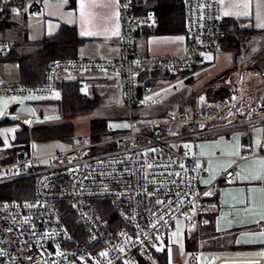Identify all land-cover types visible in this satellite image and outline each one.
<instances>
[{"label": "built area", "instance_id": "built-area-1", "mask_svg": "<svg viewBox=\"0 0 264 264\" xmlns=\"http://www.w3.org/2000/svg\"><path fill=\"white\" fill-rule=\"evenodd\" d=\"M42 1L46 0H0V12L29 5V11L36 13ZM184 2L187 41L182 56L137 54L135 31L155 23L156 18L135 14L132 0H118V59L53 60L43 82L35 84L5 83L0 77V96H49L63 74H118L122 105L129 115L127 128L119 136L48 157H36L32 149L20 148L11 161L0 164V185L32 180L31 198L0 200V264H150L176 218L185 219V234L190 239L200 222L218 212L219 189L233 182L235 164L251 153L242 152L235 164L203 184L204 160L172 143L188 137L196 141L216 130L264 117V109L247 98V89L232 92L230 101H209L201 92L193 114L164 110L156 119L132 120L133 109L159 106L151 85L155 77L193 71L203 65L205 53L221 48L218 0ZM9 49L7 42L0 41V55ZM263 55L241 59L233 84H245V74H253L246 68ZM9 116V112L2 113L0 123ZM17 119L31 126L29 116L17 114ZM109 144L108 151L94 152ZM258 151L264 155V139ZM98 201L106 205L97 207ZM71 224L79 230L77 242ZM187 261L198 264L197 254L190 252Z\"/></svg>", "mask_w": 264, "mask_h": 264}, {"label": "crops", "instance_id": "crops-1", "mask_svg": "<svg viewBox=\"0 0 264 264\" xmlns=\"http://www.w3.org/2000/svg\"><path fill=\"white\" fill-rule=\"evenodd\" d=\"M159 1H164L167 6L162 7L161 11L156 10L158 14L155 11L138 14H152L156 22L135 31L134 50L140 56H182L187 41L185 2ZM245 2L246 0H218V18L223 33L221 48L212 52L217 53V56L204 59L203 65L195 70L214 68L212 79L218 77L223 82L232 80L238 62L246 58L242 51L246 47L264 46V0H250L247 9L242 6ZM79 4L80 0H46L39 3L36 13L29 11V5L10 9V28L14 31L18 27L16 25H19L17 33L20 32L21 36L24 35L31 42L55 36L63 26L73 28L80 40L77 58L118 59V0H84L83 14ZM8 44L11 45V42ZM29 50L30 47L27 48ZM263 51L264 48L259 54ZM9 70L14 72L9 73ZM0 71L10 74L6 76L0 73L3 82L19 83L15 64L10 69L7 64L0 63ZM164 80L160 75L155 77L152 87L161 86ZM69 81L78 82L79 88L85 84L92 91L95 86L101 88L105 85L120 89L118 74L92 71L63 74L58 83ZM55 92L59 95L58 89ZM158 98V107L145 109V115L152 119L159 118L167 110L165 106L170 95ZM146 121L148 120L143 122ZM109 125L113 129L127 128L124 119L123 122H112ZM262 139L264 117L219 129L206 137L193 140L190 153L202 158L206 165V175L201 179L203 184L209 183L235 164V158L242 152L251 153L249 157L235 164L233 182L219 189L216 197L218 212L200 222L187 240L188 253L195 252L199 256L200 264H264V181L254 179L262 167L259 162L264 160V155L258 151V144ZM167 233L168 231L162 238L166 239ZM162 238L156 250L158 252L163 249L166 251Z\"/></svg>", "mask_w": 264, "mask_h": 264}, {"label": "rangeland", "instance_id": "rangeland-1", "mask_svg": "<svg viewBox=\"0 0 264 264\" xmlns=\"http://www.w3.org/2000/svg\"><path fill=\"white\" fill-rule=\"evenodd\" d=\"M132 7L135 13V0H133ZM16 27L14 31L12 28L7 29L10 40L13 39L14 32L16 35L19 25H16ZM262 48L264 46L246 47L242 51V54L246 58L258 57L264 54V51L259 54ZM214 55L217 56L218 54L207 52L204 54V59H211ZM215 63L217 65V62ZM7 65L10 69L13 67V64ZM253 66L254 68L257 67V61ZM246 69L251 70L253 73V76L249 75L251 82L249 81L239 86L233 84L234 80H236L237 72L232 80L223 82L218 77L212 79L211 74H213V71L211 69H194L189 74L192 76L189 84H186L184 77L178 74L173 78H166L161 83V86L154 88V93L158 97H163L167 94L170 95V100L166 102L165 109L170 111L183 110L189 114L194 109L196 111L199 93L204 92L206 94L207 89L214 90L223 88L227 92L228 97L225 96L222 99H228L230 101L232 92L237 91L238 88H244L247 89V93L250 91L247 96L249 101L263 110L264 92L258 91L253 93V90L257 89L255 87L257 78L251 68V64ZM12 72L14 70H9V73ZM0 73L7 74L6 71H0ZM7 75L10 76V74ZM249 86L251 87L249 88ZM79 89V92L86 99L83 101L79 100V103L72 102L70 104L61 103V96L55 91L49 96H0V115L8 112L13 104H18L15 112L10 114L7 120L0 123V164L9 162L8 157L16 142L22 148L32 149L36 157H48L71 147L108 140L125 132L126 129H113L109 125L112 122H123V119L126 123L129 121L128 111L124 108L120 100L119 87H107L105 85L100 88L99 86H95L94 91H92V88L89 89L88 86L86 88L84 84ZM206 97L209 101H213L208 98L207 94ZM192 100L195 101V106H192ZM180 101H183L182 105ZM145 113L146 110L133 109V122L137 123L152 119L151 116H146ZM17 114L32 118L31 126L28 127L26 121L18 120ZM95 122L98 124L94 125ZM55 129L57 132L51 136V132ZM17 130H25L23 132V141L16 140L15 134ZM192 143L193 139L188 137L179 141L177 140L172 145L181 146L190 152L192 150ZM111 148L112 145L109 144L95 149L94 152L102 153ZM46 162L48 161H42V163ZM9 192L10 189L7 185H0V200H4ZM185 232V219L178 217L168 229L166 239L162 238V245L166 248L168 264H189L187 261L189 253ZM197 257L198 264H200L199 256L197 255Z\"/></svg>", "mask_w": 264, "mask_h": 264}, {"label": "trees", "instance_id": "trees-1", "mask_svg": "<svg viewBox=\"0 0 264 264\" xmlns=\"http://www.w3.org/2000/svg\"><path fill=\"white\" fill-rule=\"evenodd\" d=\"M133 4V0H132ZM167 5L164 1L160 2L159 0H135V13H146L150 11H155V14H158L159 9L161 11L162 7H166ZM10 9H5L0 12V38L1 41L11 42L10 49L7 53L0 55V63L1 64H15L18 68V76L19 83L24 84H35L43 82L44 72L47 68V65L50 61L57 59H75L77 58V49L80 43L76 32L73 28L61 27L59 32L47 39H43L38 42L28 41L25 36H21L20 32L14 33V37L12 40L8 38V31L10 27H12L11 23L8 21V11ZM30 47V50L27 51V48ZM235 49V47H234ZM192 71L182 72L181 75L186 77L185 82L190 83L192 80L191 75H189ZM164 79L173 78L162 76ZM151 85H154V82H151ZM59 90V94L61 96V103H79V100H84L86 97L82 93L79 92V84L78 82H59L57 84V88ZM207 96L210 100L216 101L221 100L225 96L228 97L227 92L223 88L218 89H208ZM181 105L183 101H180ZM192 106H195V101L192 100ZM194 109V108H193ZM183 111V110H179ZM195 111L192 110L193 114ZM185 112V111H183ZM98 123L95 122L94 125ZM39 130V129H38ZM41 130V129H40ZM23 132L25 130H17L15 134V138L18 141H23ZM57 130H53L51 132V136L54 135ZM97 141V140H96ZM22 148L19 146V143H15L11 149V154L8 157V160L11 161L14 153ZM31 179L25 180H17L12 183L9 187L10 192L5 199H28L32 197L30 183ZM97 207H101L102 205H106L105 202H95ZM100 213L103 214L102 209L100 208ZM112 221H116L114 216L112 217ZM118 223V222H117ZM120 225V223H118ZM74 242L79 241V230L74 224H71ZM189 239H186V241ZM150 264H168V257L166 251L164 249L160 252L155 251L154 256Z\"/></svg>", "mask_w": 264, "mask_h": 264}, {"label": "bare ground", "instance_id": "bare-ground-1", "mask_svg": "<svg viewBox=\"0 0 264 264\" xmlns=\"http://www.w3.org/2000/svg\"><path fill=\"white\" fill-rule=\"evenodd\" d=\"M257 61V67L254 68L253 64ZM251 68L253 69V71L255 72V75H256V85L255 87L257 89H254L253 90V93L254 92H264V55L261 56L260 58H258L257 60H254L252 63H251ZM253 76V75H251ZM251 82V79L249 77V74H245V82ZM254 81V79H253ZM255 83V82H254ZM251 86H249L250 88ZM249 90V89H248ZM252 90V89H251ZM250 93V91H249Z\"/></svg>", "mask_w": 264, "mask_h": 264}, {"label": "snow or ice", "instance_id": "snow-or-ice-1", "mask_svg": "<svg viewBox=\"0 0 264 264\" xmlns=\"http://www.w3.org/2000/svg\"><path fill=\"white\" fill-rule=\"evenodd\" d=\"M249 3H250V0H246V2L242 5L243 8L247 9L249 7ZM79 7H80L81 14H83L84 10H85L84 0H80ZM225 14L227 15V13H225ZM245 14H247V13H245ZM83 34H86V33H82V35ZM259 163L261 164L262 167L260 169V173L256 176H254V179L264 181V160H261ZM181 167H183V165H181ZM197 167H199V165ZM262 191H264V189H262ZM153 226H155V225H153ZM101 255L106 256L107 253H101Z\"/></svg>", "mask_w": 264, "mask_h": 264}, {"label": "water", "instance_id": "water-1", "mask_svg": "<svg viewBox=\"0 0 264 264\" xmlns=\"http://www.w3.org/2000/svg\"><path fill=\"white\" fill-rule=\"evenodd\" d=\"M16 108H17V105H12V106L9 108L8 112H9L10 114H12V113L15 112Z\"/></svg>", "mask_w": 264, "mask_h": 264}]
</instances>
